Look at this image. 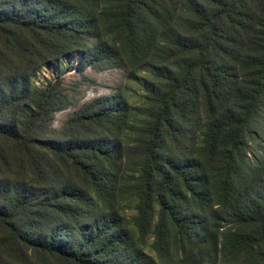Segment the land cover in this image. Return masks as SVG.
I'll return each instance as SVG.
<instances>
[{"label":"trees","instance_id":"obj_1","mask_svg":"<svg viewBox=\"0 0 264 264\" xmlns=\"http://www.w3.org/2000/svg\"><path fill=\"white\" fill-rule=\"evenodd\" d=\"M263 114L264 0H0V264H264Z\"/></svg>","mask_w":264,"mask_h":264},{"label":"rangeland","instance_id":"obj_2","mask_svg":"<svg viewBox=\"0 0 264 264\" xmlns=\"http://www.w3.org/2000/svg\"><path fill=\"white\" fill-rule=\"evenodd\" d=\"M71 62L66 61L63 68L70 66ZM46 75L50 73L46 72ZM52 77V74L51 76ZM86 79H83L74 68L67 70L64 79L67 86L73 85L77 81H83L80 85L81 93L77 96L83 101L93 99L99 96H106L115 93L120 88H124L127 85L129 88V94L131 101L135 105H142L144 100V91L142 90L138 81L129 80L126 73L119 69L95 71L87 70ZM72 110V109H70ZM69 110V111H70ZM68 112H62L57 114L55 127H60L62 121L66 118ZM264 116V114H263Z\"/></svg>","mask_w":264,"mask_h":264}]
</instances>
